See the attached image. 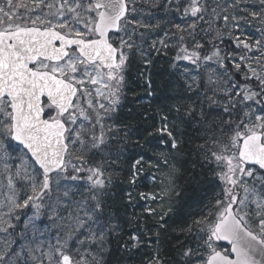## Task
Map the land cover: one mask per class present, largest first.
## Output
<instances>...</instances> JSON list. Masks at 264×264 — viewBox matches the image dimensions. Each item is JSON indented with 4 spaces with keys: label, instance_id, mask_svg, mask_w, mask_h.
Wrapping results in <instances>:
<instances>
[{
    "label": "snow or ice",
    "instance_id": "6c2138e0",
    "mask_svg": "<svg viewBox=\"0 0 264 264\" xmlns=\"http://www.w3.org/2000/svg\"><path fill=\"white\" fill-rule=\"evenodd\" d=\"M241 4L244 0H231L223 7L217 4L209 9L201 0H191L189 7L182 9L198 20L209 15V31L205 35L211 39L205 42L213 50L201 57V52L208 49L197 38V25L193 23L188 25L193 51L184 46L181 51L185 55L177 59L191 60L193 64L201 59L206 62L215 59L222 73L217 75L215 70H209L203 100L195 106L168 107L158 119L145 117L153 123L133 132L138 135L134 143L142 151L134 159L131 184H135L138 172L142 171L139 166L144 162V152L151 148L166 146L175 150L158 152L153 156L156 162L149 166L158 172L167 169L163 173L166 177L177 172L174 161L183 144L178 122L190 126L195 120L200 125V131L208 134L203 137L204 143L197 146L203 160L221 169L218 175L225 186L220 196L204 215L183 230L197 243L174 246L178 264H264V0H259L258 5L253 2L241 7ZM32 7L41 11L44 7L55 8L54 18L62 20L54 24L40 16L35 19L22 16L19 9L31 11L22 2L4 0L0 4V161L8 171L10 150H16L12 141L25 146L28 150L25 157L32 158L27 163L22 158L15 171L16 177L26 181L30 189L23 193V198L13 185V177H8L11 195L0 204L9 209L0 216L3 225L0 232L4 233L0 237V264H29V261L31 264H107L104 259L107 242L123 231L119 217L106 202L113 175L109 169L123 155L122 150L113 151L111 146L127 142L131 130L126 125H106L103 121H111L120 104L127 60L124 50L137 49L133 38L143 40L145 36L139 29L158 28L159 24L144 22L147 18L139 15L136 0H62L59 5L33 0ZM177 10L181 8L178 6ZM215 20H222L225 27L231 20L233 27L241 30V22L258 24L259 38L250 43L248 39L232 36L237 41V52L222 56L214 42L223 43L222 34L211 29ZM175 28L184 31L179 24ZM113 30L117 35L116 47L109 40ZM178 39L181 43L185 41L183 35ZM157 43L163 41H153L150 47L155 48ZM86 84L96 86L95 96L103 97L107 105H97L93 90L85 87ZM188 88L191 90V85ZM85 98L87 107L82 103ZM86 155L89 159H101L96 166L85 169ZM72 158L81 166L73 164ZM80 172H86V177L72 174ZM84 179L88 182L87 199L76 202L75 215L69 213L75 226L63 238L58 236L54 244L33 246L28 233L21 232L22 241L18 247L13 246L17 241L9 229H15L11 220L18 219L11 216L13 211L34 207V217H38L45 197L51 200L54 191L60 192L62 181ZM62 196L67 198L69 191H63ZM127 196L130 203L131 193ZM140 196L160 205L169 198L164 187L160 193H140ZM56 201L60 202L59 196ZM145 214L153 217L154 227L167 231L160 223L166 215L163 207H148ZM136 219L139 224V218ZM32 228L35 236L39 229L34 224ZM149 232V228L137 226L123 244V250L138 251L142 245L149 247L155 242L157 249L149 253L151 258L146 264H165L159 250L160 231L152 234L155 241ZM73 240L79 246L73 245ZM221 240L230 241L231 247L217 248L216 242ZM80 247H84L83 252Z\"/></svg>",
    "mask_w": 264,
    "mask_h": 264
},
{
    "label": "trees",
    "instance_id": "16d2710c",
    "mask_svg": "<svg viewBox=\"0 0 264 264\" xmlns=\"http://www.w3.org/2000/svg\"><path fill=\"white\" fill-rule=\"evenodd\" d=\"M45 2L58 5L57 0H45ZM22 3L28 5L30 9L33 8V0H27ZM142 3L145 6L148 4L152 7L153 25L159 24L158 28H153V35L154 38H156L155 41L158 42L164 33L168 35L166 36L165 46L160 45L158 50L153 49L152 60L157 61V63L153 67L152 72L151 69H142L141 66L136 64V56H132L126 71L123 72L124 81L117 111L112 114L113 119L111 121L107 119L104 121L106 125H126L131 130L128 133L129 139L127 142L113 144L111 146L113 151L122 150L123 155L119 160H116V163L109 169V171L113 172V175L110 185L111 191L106 198V202L112 206L113 211L119 217V222L122 225L123 231L120 236H112L109 238L107 242L108 250L104 255V259L107 264H146L151 258L148 253L150 246L147 248L142 245L138 251L123 250L125 239L129 237L132 232H135L137 226H139L141 228H149L150 236L156 231H160V255L165 259V264H178L177 252L174 246L181 243L195 246L197 243L195 238L190 237L183 230L187 229L188 225L191 224L193 220L204 215L220 196L222 188L225 186L218 175L221 169L216 168L214 165L207 164L203 160V156L197 146L204 143L203 137L208 134L200 131V125L195 120L190 126L187 123L178 122L180 123V128L183 133V144L178 152H176V160L174 161L177 168L176 188L171 192L172 196L167 198L168 202L166 201L167 203L165 202L166 204L164 203L162 206L166 215L160 223L167 231L165 232L162 229H157L153 226L155 223L153 217L146 215L145 212L143 214H138L136 210L131 211L129 205H132L133 202L129 203L125 200V188L126 186H130V178L133 172L132 165L134 159L139 158L140 153L137 152V150H141L138 149L134 143V141L138 139V135H133V132L143 125L153 123V121L147 120L145 117L155 116L158 119L159 114L166 112L168 107L174 105L179 106L181 104H191L195 106L198 101L203 100V93L208 83L207 77L209 70H215L216 74L220 75L222 69L216 64L215 59L207 62L201 59L197 64H193L191 60L177 59L178 56L182 57L185 55V53L181 51L182 47L187 46L189 50L193 51L192 42L188 38V25L193 23L197 25L195 31L197 38L200 43H204L205 48L208 49L207 52H201V57L205 54H211L213 49L211 45L205 42L211 39L210 36L205 35V33L209 31V24L207 23L209 20L208 14H205L204 20H198L196 17H192L190 13L185 14L182 9L189 7L190 2L188 0H171V3H166V0H142ZM201 3H206L209 9L215 8L217 4H220L221 7L225 5L223 0H201ZM178 6L181 8L179 11L177 10ZM151 7H148L147 10L149 11ZM46 9L48 8L44 7L42 11L45 12ZM21 10L24 9L21 8ZM50 11L55 13L56 9L53 8ZM217 11L220 12V9H217ZM177 24L184 29L183 32L175 28ZM201 29L204 31H201ZM211 29L213 31L219 30L222 34L223 43H220L219 40L214 41L216 46L221 49L222 56L228 52H237L236 47L230 42L231 38L225 35L227 27L224 26L222 20L212 21ZM181 35L185 37L183 43L178 39ZM144 62L146 61L144 60ZM144 62H142V65H144ZM225 63H228V61H225ZM192 73H196L197 75L195 76ZM215 78L214 76L213 79ZM236 79L239 80L240 77H236ZM189 85H191V90L188 88ZM137 94H142L145 99L139 101ZM208 94L211 95L210 92ZM218 111L219 109H217V112ZM85 127H87V125H85ZM141 143L143 144L144 141ZM10 153H12V151H10ZM76 155H79V153ZM85 159L87 161L85 164L96 166L101 158L96 157L94 159H89L88 155H86ZM111 159L115 160V157H111ZM141 166H145V161ZM141 166L139 167L141 168ZM69 172H71V169H69ZM72 174L84 177L83 172ZM67 181L69 196L67 198L63 197V202H59L61 204L57 203L60 210L59 213L51 212V210L48 209L50 204L47 202V197H45L43 201L44 207L41 208V216L36 226L37 229H39L37 232L38 234L48 237L47 243L53 242L55 229L51 223L59 225L63 233L64 229L62 227H64L65 224L67 228L71 230L75 226V221L69 218V213L71 212L75 215L76 202L85 200L88 196V186L84 180ZM138 183V199L141 198V192H145L146 194L148 192L154 193L158 189L157 186L149 187L147 182L143 181L142 177L138 180ZM26 186H28L27 182H25V187ZM27 189L30 190L29 187ZM24 192L25 191H22L20 196H23ZM57 193L62 195L61 191H54L53 198ZM68 199H71L73 203L70 204ZM138 201L140 203L142 202L140 200ZM153 203L152 207L159 209L158 206H155L157 202L154 201ZM167 205H169L168 208ZM66 207L67 211L65 210ZM31 209L32 207L18 209L11 213V216L18 217V219H12L15 229H9L13 235H19ZM136 218H139V224ZM156 219H159V217ZM128 228H133V230L128 231ZM80 239H82V237ZM152 239L155 241L154 236H152ZM202 239L203 237H201V242ZM151 245V252H153L157 249V244L153 242ZM216 245H218V241ZM86 246L87 245L84 247ZM84 247H80L81 252L84 251ZM72 254L74 256L76 255L75 252ZM113 260H117V262L114 263ZM29 264H31V261H29Z\"/></svg>",
    "mask_w": 264,
    "mask_h": 264
},
{
    "label": "rangeland",
    "instance_id": "374dc122",
    "mask_svg": "<svg viewBox=\"0 0 264 264\" xmlns=\"http://www.w3.org/2000/svg\"><path fill=\"white\" fill-rule=\"evenodd\" d=\"M21 1L22 2H26L27 0H14V3H19ZM29 1H31V0H29ZM138 1H140V0H138ZM223 1H224L225 4L226 3H231V0H223ZM61 2H62V0H57V4L58 5ZM253 2L255 4H257V5L259 4V0H244V4H241V7H244L246 4H250V3H253ZM3 3H4V0H0V4H3ZM140 9L143 10V8H140ZM19 12H20V14L22 16H30L32 19H35L37 16H40L41 19H49V20H52V23H54V24H58L62 20V18H54V15H53L54 13L51 12L50 10H48V9H46L45 12H42L40 9H33V8L29 12H25V10L19 9ZM241 23H242V30L241 29H236V28L233 27L232 22L230 20V23L227 26V32L225 31V35L227 37H230L231 38V40H232L231 43L234 46H236L237 41L234 40V39H232V36H239L240 39H248V41L250 43L252 41H254L255 39H258L259 38L258 33L256 32V29L259 27L258 24L252 25V24H245L243 22H241ZM38 25H39V22H38ZM39 26H42V25H39ZM81 30H83V29L81 28ZM229 33H231V35H229ZM120 36L123 37L124 39H127V36H125L123 33H121ZM113 38H114V40L117 39V35H115ZM160 38L161 39L159 41H163V44L157 43L156 47L154 48L155 50H158L159 47H160V45H164L165 46L166 36L163 35ZM155 40H156V38L153 39V41H155ZM135 44L138 45V46H140L138 48V50H137V54L138 55L141 53L142 50L145 49V46L150 47L149 44L148 45H145L144 42L138 43V41H136ZM124 52H125L126 57H128L129 54H130V51H128L127 49H125ZM248 55H252V53H248ZM85 87H88L89 89L93 90V93H94V88L96 86H92V85H87L86 84ZM105 94H107V93L105 92ZM94 102L97 103V105L99 103H105L107 105V101H105L103 97L95 96V93H94ZM82 103H83V106L84 107H87L86 98H85L84 101H82ZM101 115H103V113H101ZM13 147L16 150L15 151H12V153H10L11 159H9L7 161V163L10 165L8 171H5L4 162L3 161H0V204H2L5 201V197L6 196L11 195V193L9 191L8 177L9 176H12L13 177V185L15 186V188H17V183H18V180L20 178L19 177H16V175H15L16 168L20 166L21 159L22 158L25 159V162L26 163L28 162L27 161V158L25 157V154L22 153V151L18 149L20 147H15V145H13ZM76 154H78V152ZM68 158H70V157H68ZM72 163L73 164H77L78 167L81 166L80 163L78 161H76L74 158H72ZM149 165H150V162H146L145 163V166H142L141 167V168H143L142 173L140 174V172H138L137 178L135 180V184H131L130 183V186H126V188H125V196H126V199L125 200H126V202H129L127 193H131V202L136 203V202H138V200H140L142 202L143 201L146 202V205L148 207L149 206H153V204H154L153 202L154 201L145 200V199H142V198H139L138 199V196H137V189H138V186H139L138 180L141 177H142L143 181L147 182V185L149 187L157 186L158 187L157 190H159L158 193H160L161 188L164 187V188H167L168 189V197L172 196L171 192L173 190H175V188H176V182L175 181H176V174H177V172L173 176H171V177H166V176L163 175V173H166L167 172V169H163L162 172H158L155 168H152ZM83 167L85 169H87L88 167H94V166H90V165L84 163L83 164ZM80 173H82V172H80ZM83 173H84V177H86L87 173L86 172H83ZM152 177H155V179H152ZM162 179L164 180V183L163 184H161V180ZM25 182L26 181H23V191H29L27 189L28 186L25 187ZM84 182L88 186V182H87L86 179H84ZM62 187L63 186H61V189H62ZM20 193H21V191L20 192L18 191V194L19 195H20ZM57 196L60 197V202L62 203L64 198H63V196L60 193H57L56 196L51 199V201L49 199L47 200V202L51 205V207L48 206V209H50L51 212H54V213L55 212H58L59 213V211H60L59 210V207H58V204H57V201H56V197ZM68 200L70 201L71 199H68ZM167 200L168 199L166 198L165 201L163 202V204ZM61 203H59V204H61ZM155 204H156L155 206H158L159 208L163 206V204L160 205V204H158V202L155 203ZM168 204H170V203H168ZM132 207H134V205H132ZM168 207H169V205H167V208ZM8 211H9V209L7 207H0V216H3L5 213H8ZM35 211H36V209L34 207H32V209L30 211V214L27 217L26 222L24 223V227L20 231V233L21 232H27L28 235H29V237L32 238V240H33V246H35L37 244H40V245L47 244L48 237L46 235H42V234L40 235V234H38L36 232L35 233V236H33V228H32V225L34 224L36 226L37 221L39 220V218L41 216V209H40V214H39L38 217H34ZM30 217L32 218V222L31 223H29V218ZM13 222L14 221L11 220V223H13ZM26 225H27V228L25 227ZM51 225L55 229V232L53 234V242H52V244L55 243V241H56V239H57L58 236L60 238H63L65 236V233L68 232V231H70L67 228V225L66 224L64 225V227H62L64 229V233L61 230V228L59 227V225H57L55 223H51ZM0 227H3V225H0ZM36 228H37V226H36ZM127 230L130 231V230H133V228H128ZM133 233L134 232H132L131 235ZM3 236H4V233L3 232H0V237H3ZM12 236L17 241V244H15L13 246L14 247H18L19 243L22 241V237H20L19 235H13V234H12ZM127 240H128V237L125 239V242ZM72 244L73 245H76V246H79L78 245V241H74L73 240L72 241ZM220 247L221 248H224V246H220ZM147 248H149V247H147ZM151 248H152V245L150 246V248L148 250V253H151ZM224 249H226V248H224ZM43 250L44 251H47V248H44ZM133 258H135V257H133ZM113 261H114V263L117 262V260H113Z\"/></svg>",
    "mask_w": 264,
    "mask_h": 264
},
{
    "label": "bare ground",
    "instance_id": "6f19581e",
    "mask_svg": "<svg viewBox=\"0 0 264 264\" xmlns=\"http://www.w3.org/2000/svg\"><path fill=\"white\" fill-rule=\"evenodd\" d=\"M152 59H153V53L147 52L145 54H139L136 56V60H137L136 64L141 66L142 69L143 68H147L148 70L151 69V72H152L153 67L157 63V61H153ZM144 60L146 62H144ZM147 61H150V63H147ZM142 62H144V65H142ZM142 77H143V75H142ZM137 96L139 98V101H143L145 99V97L142 94H137ZM141 151L142 150H137V152H139L140 154H141ZM161 151L168 152V151H173V150H170L166 146L161 147V148H151L150 150L144 152L145 163L146 162H150V164L155 163L156 161L153 159V156L156 155L158 152H161ZM158 192H159V190H156V192H154V193H158ZM132 205H134V207H132ZM132 205H129L130 210L131 211L136 210V212L138 214H143L145 212V209L148 208V206L146 205V202H144V201L141 203L138 201L136 203H133ZM149 207H152V206H149Z\"/></svg>",
    "mask_w": 264,
    "mask_h": 264
},
{
    "label": "water",
    "instance_id": "95a60500",
    "mask_svg": "<svg viewBox=\"0 0 264 264\" xmlns=\"http://www.w3.org/2000/svg\"><path fill=\"white\" fill-rule=\"evenodd\" d=\"M114 31V30H113ZM17 142V141H16ZM19 143V142H17ZM25 148V146H23ZM26 149V148H25ZM27 150V149H26ZM28 151V150H27ZM221 242L226 243L227 245H229L231 247L230 241H226V240H221Z\"/></svg>",
    "mask_w": 264,
    "mask_h": 264
},
{
    "label": "flooded vegetation",
    "instance_id": "af4514ba",
    "mask_svg": "<svg viewBox=\"0 0 264 264\" xmlns=\"http://www.w3.org/2000/svg\"><path fill=\"white\" fill-rule=\"evenodd\" d=\"M115 41H116V40H115ZM145 45H148V39L146 40ZM145 50H146V51L148 50V47H147V46H145Z\"/></svg>",
    "mask_w": 264,
    "mask_h": 264
}]
</instances>
